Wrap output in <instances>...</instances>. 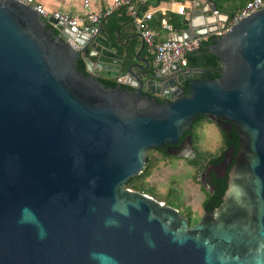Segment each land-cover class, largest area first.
Segmentation results:
<instances>
[{
  "label": "water",
  "instance_id": "obj_1",
  "mask_svg": "<svg viewBox=\"0 0 264 264\" xmlns=\"http://www.w3.org/2000/svg\"><path fill=\"white\" fill-rule=\"evenodd\" d=\"M215 10L176 32L214 36L212 78L133 55L101 22L75 32L0 0V264H264V8L220 35L233 14ZM201 114L235 126L239 149L221 204L191 224L127 183L150 149L192 158V134L180 140Z\"/></svg>",
  "mask_w": 264,
  "mask_h": 264
},
{
  "label": "trees",
  "instance_id": "obj_2",
  "mask_svg": "<svg viewBox=\"0 0 264 264\" xmlns=\"http://www.w3.org/2000/svg\"><path fill=\"white\" fill-rule=\"evenodd\" d=\"M160 4H158L157 9L151 8L149 5H142L141 9L143 11H152L153 19L151 21V25L158 31L159 35L157 40H162L163 33L166 30L163 27V20H167L175 29H179L182 27V21L185 18L184 16L187 14L188 9H193V0H174L175 4L179 7L183 8L182 10H178L172 12L165 3H162L159 0ZM217 4V9L221 12L227 14H233L239 10H241L249 0H213ZM121 14L124 17V20H132V17L127 13L126 9H122ZM123 19L113 18L109 16L106 21L103 22V27L108 31V33L113 34L114 31L119 28ZM133 22V21H132ZM168 31V30H167ZM214 36H210L207 41L202 42L199 48L193 52L188 54V65L195 67H203L211 71V77L217 78L221 75V61L219 57L209 52V45L213 42ZM135 45V44H134ZM80 69L85 70V65L82 60H80ZM102 81L109 87H115L118 85L116 79H104ZM124 88H128L124 86ZM204 120L210 121L206 117V115L201 114L196 119L195 124L193 125L194 130V138L196 143V149L198 150V156L195 159H188V161L192 164L199 165L203 163L204 159L211 158L212 154L215 152L207 151L202 152L198 146V139L196 134V127ZM167 158H173V156L168 155L166 151L162 148H153L148 152V158L143 172L134 178L130 179L127 183L129 188L134 190H138L140 192L147 193L152 196H158L160 200L170 204L176 208H180V204L176 201L175 198L171 196H160L154 187L150 186L147 182V178L153 173L154 169L159 165V163ZM227 184H224L222 187L218 188L213 194L208 193L207 197L203 200V208L205 211H210L218 207L223 199V195L227 189ZM183 214V212H182ZM191 224L195 223L198 220V217H192V214L189 213L187 215Z\"/></svg>",
  "mask_w": 264,
  "mask_h": 264
},
{
  "label": "built area",
  "instance_id": "obj_3",
  "mask_svg": "<svg viewBox=\"0 0 264 264\" xmlns=\"http://www.w3.org/2000/svg\"><path fill=\"white\" fill-rule=\"evenodd\" d=\"M18 1L30 5L33 9L40 12L46 19L54 17L64 21L75 32L86 23V20H89L90 22H101L103 24V22L106 21L114 11L124 8L132 17V21L135 23L140 37L144 40L145 45L153 54L154 64L164 68H169L174 64H180L184 67L188 66V56H185L186 52L198 49L199 42L208 40L209 36L212 35L196 36L192 39L169 37L157 40L159 33L151 25L153 13L152 11H143L141 7L146 4L151 8L157 9L158 5H156V3L159 2V0H113V4L106 11L101 13H89L87 17L72 16L61 11H51L36 0ZM199 5V0H193L194 8H198ZM261 8H264V0H249L241 10L233 13V17L228 20L225 29L216 32L215 35L224 34L239 20ZM182 9L183 8H181V10ZM214 13L218 14L219 10H215ZM163 27L169 31L173 29V26L165 19L163 20ZM74 46L77 48V45L74 44Z\"/></svg>",
  "mask_w": 264,
  "mask_h": 264
},
{
  "label": "rangeland",
  "instance_id": "obj_4",
  "mask_svg": "<svg viewBox=\"0 0 264 264\" xmlns=\"http://www.w3.org/2000/svg\"><path fill=\"white\" fill-rule=\"evenodd\" d=\"M196 134L198 146L202 152L218 150L222 136L211 121H202L196 127ZM199 178V168H196L187 158L173 157L161 161L147 178V182L160 196L175 198L185 216L191 213L192 217L199 219L204 213L205 198ZM154 197L159 199L158 196Z\"/></svg>",
  "mask_w": 264,
  "mask_h": 264
},
{
  "label": "crops",
  "instance_id": "obj_5",
  "mask_svg": "<svg viewBox=\"0 0 264 264\" xmlns=\"http://www.w3.org/2000/svg\"><path fill=\"white\" fill-rule=\"evenodd\" d=\"M37 2L43 4L46 8L51 11H61L63 13H67L72 16L78 17H87L89 13H101L106 11L113 4V0H36ZM165 3V5L172 11L175 12L180 10L181 7L175 4L174 0H164L161 1ZM200 5L198 8L205 5L208 0H199ZM160 4V1L156 3V5ZM197 8V7H196ZM188 9L187 14L184 16L188 18L192 11L194 10ZM122 9H118L114 11L113 18L123 19L119 28H117L113 34L108 33L106 29H104L110 38L114 40L116 46H119V42L126 44L130 47L133 55L139 52L141 57H145L153 61V54L149 51L148 47L145 45L144 48H141L142 39L139 36V32L136 28V25L132 20H124L123 15L121 14ZM221 13V11H219ZM111 15V16H112ZM91 22L86 20L84 25H88ZM173 26V25H172ZM104 28V27H103ZM174 28V27H173ZM181 27L175 30H165L163 33V38L169 37H178L176 32H180ZM135 44V45H134ZM120 47V46H119Z\"/></svg>",
  "mask_w": 264,
  "mask_h": 264
},
{
  "label": "flooded vegetation",
  "instance_id": "obj_6",
  "mask_svg": "<svg viewBox=\"0 0 264 264\" xmlns=\"http://www.w3.org/2000/svg\"><path fill=\"white\" fill-rule=\"evenodd\" d=\"M159 100L160 102H162L163 98L159 96ZM210 121L213 124H215L216 127L218 128L222 136V142L218 150L215 151L214 154H212L211 158L204 159L203 163L199 165L193 164L196 168H199L200 170L199 182L205 192V198L207 197L208 193L213 194L218 188L222 187L224 184L228 185L230 169L226 170L225 167L221 163L223 159L225 158L226 153L230 155L234 149H236L235 153H237V150L239 149V136L236 132L235 126L231 125L225 120L221 122H216L210 119ZM189 133L192 134L193 145L196 149V143H195V138H194L195 132L193 128L190 131H187L181 137L180 143L185 139V137ZM162 149L166 151L164 147H162ZM197 156H198V150H197V153L193 155V157L190 159H195L197 158ZM180 158H183V157H180Z\"/></svg>",
  "mask_w": 264,
  "mask_h": 264
}]
</instances>
